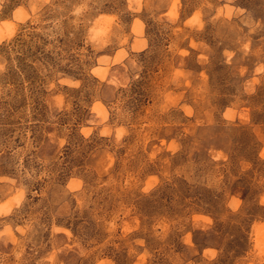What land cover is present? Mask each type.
Masks as SVG:
<instances>
[{
	"label": "rangeland",
	"instance_id": "374dc122",
	"mask_svg": "<svg viewBox=\"0 0 264 264\" xmlns=\"http://www.w3.org/2000/svg\"><path fill=\"white\" fill-rule=\"evenodd\" d=\"M0 264H264V0H0Z\"/></svg>",
	"mask_w": 264,
	"mask_h": 264
}]
</instances>
